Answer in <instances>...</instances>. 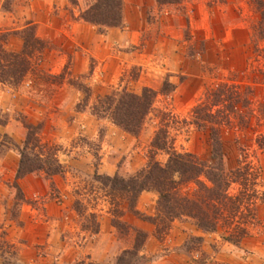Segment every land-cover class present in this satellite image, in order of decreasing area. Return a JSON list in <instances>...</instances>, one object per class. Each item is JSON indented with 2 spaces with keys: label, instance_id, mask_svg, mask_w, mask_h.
Instances as JSON below:
<instances>
[{
  "label": "rangeland",
  "instance_id": "1",
  "mask_svg": "<svg viewBox=\"0 0 264 264\" xmlns=\"http://www.w3.org/2000/svg\"><path fill=\"white\" fill-rule=\"evenodd\" d=\"M92 1L0 0V264H112L132 246V229L146 236L145 264H264L262 201L248 234L233 245L219 237L222 229L202 233L188 220L156 232L152 191L141 192L130 209L117 192L108 195L104 177L125 178L144 164L154 121L134 135L91 109L112 89L146 87L156 91L154 107L182 119L214 82L256 84L264 59L263 41L249 30L257 18L252 5L120 0V24L104 27L80 18ZM24 43L26 58L17 54ZM164 83L172 85L167 95L159 92ZM263 84L255 85L257 97L264 98ZM27 125L57 149L60 174L14 180ZM169 135L177 150L211 161L209 141L195 127ZM234 137L227 132L221 140L225 169L237 166ZM248 159L263 191L264 148L249 146Z\"/></svg>",
  "mask_w": 264,
  "mask_h": 264
},
{
  "label": "trees",
  "instance_id": "2",
  "mask_svg": "<svg viewBox=\"0 0 264 264\" xmlns=\"http://www.w3.org/2000/svg\"><path fill=\"white\" fill-rule=\"evenodd\" d=\"M248 1L257 17L249 30L263 41V49L258 52L264 59V0ZM120 10V0H93L80 18L93 25L118 26ZM254 38L251 37L252 42ZM25 48L24 43L17 53L20 57H27ZM256 71L264 79V71ZM263 79L256 84L239 80L214 82L204 89L189 108L187 117L182 119L169 109L154 107L156 91L146 87L137 93L112 89L98 97L91 107L93 113L106 115L125 132L136 135L146 121H154L144 164L125 178L104 177L102 184L108 185L110 192L107 194L112 196L111 192H117L118 202L130 209L141 192L152 191L156 196L152 218L156 232L167 228L173 220H188L202 233L222 229L219 237L237 245L255 222L256 201L264 202V190L257 189L258 171L248 159L249 146L254 145L258 150L264 148V130L261 129L264 98L255 94V85L264 83ZM171 90L172 85L164 83L159 92L167 95ZM190 125L207 137L209 163L174 147L170 129L177 131ZM25 128L24 138L17 148L19 158L14 180L31 172H40L47 179L60 174L62 166L56 159L57 149L41 142L33 126ZM227 132L235 136L238 155L237 166L225 169L221 140ZM158 153L165 155L163 162L156 159ZM13 186L16 188V183ZM261 224L264 228V219ZM86 230L94 233L96 227H86ZM132 231V246L123 249L112 264H145L147 261L141 253L146 236L139 229Z\"/></svg>",
  "mask_w": 264,
  "mask_h": 264
}]
</instances>
